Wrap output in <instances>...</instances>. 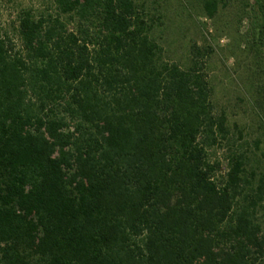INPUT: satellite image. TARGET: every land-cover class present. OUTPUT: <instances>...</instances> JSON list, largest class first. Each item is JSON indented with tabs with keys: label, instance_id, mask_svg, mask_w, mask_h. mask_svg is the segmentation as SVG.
Segmentation results:
<instances>
[{
	"label": "trees",
	"instance_id": "16d2710c",
	"mask_svg": "<svg viewBox=\"0 0 264 264\" xmlns=\"http://www.w3.org/2000/svg\"><path fill=\"white\" fill-rule=\"evenodd\" d=\"M150 15L50 0L0 25V264H264V179L213 159L209 55L164 61Z\"/></svg>",
	"mask_w": 264,
	"mask_h": 264
},
{
	"label": "rangeland",
	"instance_id": "374dc122",
	"mask_svg": "<svg viewBox=\"0 0 264 264\" xmlns=\"http://www.w3.org/2000/svg\"><path fill=\"white\" fill-rule=\"evenodd\" d=\"M156 23L155 41L164 61L187 67L196 46L209 55L208 70L217 108L225 112L231 141L213 152L228 168L231 151L247 160L257 187L264 179V0H142ZM208 1L217 3L210 18ZM50 0H0V25L11 27L24 8L43 11ZM264 228V204L259 208Z\"/></svg>",
	"mask_w": 264,
	"mask_h": 264
}]
</instances>
